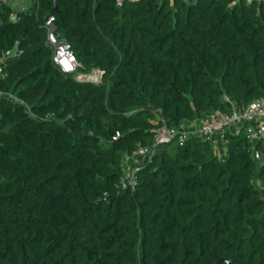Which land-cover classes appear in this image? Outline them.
<instances>
[{
  "label": "trees",
  "instance_id": "obj_1",
  "mask_svg": "<svg viewBox=\"0 0 264 264\" xmlns=\"http://www.w3.org/2000/svg\"><path fill=\"white\" fill-rule=\"evenodd\" d=\"M11 12L0 8V264H264L263 143L261 162L243 135L191 137L121 186L124 158L163 125L264 98V0ZM49 17L75 73L53 60ZM93 70L101 83L76 79Z\"/></svg>",
  "mask_w": 264,
  "mask_h": 264
},
{
  "label": "built area",
  "instance_id": "obj_2",
  "mask_svg": "<svg viewBox=\"0 0 264 264\" xmlns=\"http://www.w3.org/2000/svg\"><path fill=\"white\" fill-rule=\"evenodd\" d=\"M38 0H0V8L7 6L12 9L10 21L16 22L17 14L25 11ZM122 1V0H118ZM43 27L47 33V42L53 48V60L60 67L62 72L66 74L75 73L78 64L70 50H65L63 45L67 44L65 39L61 38L57 33L55 18L49 17L45 19ZM14 52H8L7 56L13 55ZM102 74V73H101ZM3 75V66L0 64V81ZM85 76V75H83ZM80 77V76H79ZM78 77V78H79ZM188 124L180 125H163L155 131V138L150 147L139 146L131 155H127L121 165L123 178L121 186L124 190H134L137 186V166L142 165L146 160H151L158 155L165 146L169 144H177L183 146L188 140L187 128ZM203 136L209 140H213L218 144L224 141L227 134L233 136L243 135L251 146V153L255 160L262 162V154L255 150L258 143L264 145V98L257 99L239 109L236 106L229 113H213L205 120L200 121V126L193 136ZM120 134H117L119 137ZM217 137V139H216ZM222 151L217 148L216 155L222 156Z\"/></svg>",
  "mask_w": 264,
  "mask_h": 264
},
{
  "label": "rangeland",
  "instance_id": "obj_3",
  "mask_svg": "<svg viewBox=\"0 0 264 264\" xmlns=\"http://www.w3.org/2000/svg\"><path fill=\"white\" fill-rule=\"evenodd\" d=\"M76 79L78 81H90V82H94V83L99 84L102 81V74L98 70H93L91 73H89L85 76L78 75ZM199 126H200V121H197V120L193 125H187L188 132L190 133L188 135V139H190L191 137H195V136H193V133L198 130ZM197 136H198V134H197Z\"/></svg>",
  "mask_w": 264,
  "mask_h": 264
},
{
  "label": "water",
  "instance_id": "obj_4",
  "mask_svg": "<svg viewBox=\"0 0 264 264\" xmlns=\"http://www.w3.org/2000/svg\"><path fill=\"white\" fill-rule=\"evenodd\" d=\"M63 47H64L65 50H70V46L68 44L63 45ZM227 263L229 264L228 261H227Z\"/></svg>",
  "mask_w": 264,
  "mask_h": 264
},
{
  "label": "crops",
  "instance_id": "obj_5",
  "mask_svg": "<svg viewBox=\"0 0 264 264\" xmlns=\"http://www.w3.org/2000/svg\"><path fill=\"white\" fill-rule=\"evenodd\" d=\"M195 122H196V121H195ZM195 122H194V123H195ZM194 123H192V124H188V125H193Z\"/></svg>",
  "mask_w": 264,
  "mask_h": 264
}]
</instances>
